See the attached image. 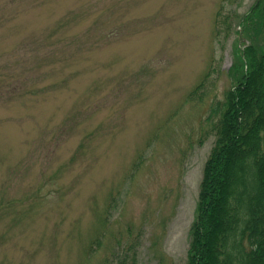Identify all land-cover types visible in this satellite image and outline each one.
<instances>
[{"label":"rangeland","instance_id":"1","mask_svg":"<svg viewBox=\"0 0 264 264\" xmlns=\"http://www.w3.org/2000/svg\"><path fill=\"white\" fill-rule=\"evenodd\" d=\"M255 1L0 0V264H186Z\"/></svg>","mask_w":264,"mask_h":264},{"label":"trees","instance_id":"2","mask_svg":"<svg viewBox=\"0 0 264 264\" xmlns=\"http://www.w3.org/2000/svg\"><path fill=\"white\" fill-rule=\"evenodd\" d=\"M225 18L217 13L215 23L228 33L233 17ZM236 20L233 83L206 117L214 140L188 231L186 264H264V0ZM202 87L203 81L190 95Z\"/></svg>","mask_w":264,"mask_h":264}]
</instances>
